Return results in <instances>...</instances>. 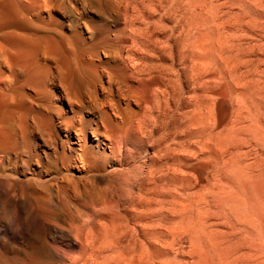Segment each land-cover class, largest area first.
Wrapping results in <instances>:
<instances>
[{"label": "rangeland", "instance_id": "1", "mask_svg": "<svg viewBox=\"0 0 264 264\" xmlns=\"http://www.w3.org/2000/svg\"><path fill=\"white\" fill-rule=\"evenodd\" d=\"M14 1L27 26L17 30L59 49L43 46L17 69L0 31V59L14 67L0 60V96L15 107L0 117V264L3 241L15 264L31 237L68 234L32 219L26 198L52 209L93 198L124 220L140 217L147 197L149 247L162 264H264V0L231 41L213 24L199 26L205 36L198 26L181 33L173 0ZM64 58L84 81L77 91L60 82Z\"/></svg>", "mask_w": 264, "mask_h": 264}, {"label": "bare ground", "instance_id": "2", "mask_svg": "<svg viewBox=\"0 0 264 264\" xmlns=\"http://www.w3.org/2000/svg\"><path fill=\"white\" fill-rule=\"evenodd\" d=\"M121 1V0H120ZM152 1V0H151ZM176 4L177 14L175 17H170L176 24L180 26L181 33L186 31H193L191 27L211 24L209 28L213 29V33L220 36V41H231L239 38V35L244 32L243 23L246 18H249L255 22L254 9L256 7L257 0H173ZM122 2V1H121ZM124 2V1H123ZM159 2V1H158ZM160 3V2H159ZM14 0H0V31L3 34L4 41L15 48V55L11 57V61L14 67L17 69H23L31 62H37L38 53L41 47H46L50 53L57 51L59 44H56L52 37L46 34L34 32L33 35H26L18 30L27 29V26L16 13V9L20 5ZM138 4V3H136ZM154 4V3H152ZM171 4V3H170ZM151 5V4H150ZM159 5V4H158ZM18 6V7H16ZM121 6V5H120ZM22 6H20L21 8ZM125 7V6H124ZM123 7V8H124ZM127 7V6H126ZM139 7V5H138ZM137 7V8H138ZM145 8V7H143ZM25 9V7H24ZM172 9V8H171ZM169 9V10H171ZM174 10V13L176 11ZM126 10V9H125ZM134 10V9H133ZM143 10V9H142ZM145 10V9H144ZM168 10V11H169ZM146 11V10H145ZM123 12V11H122ZM138 12V11H136ZM150 12V11H149ZM19 13V12H18ZM22 13V12H21ZM126 13V12H125ZM133 13V12H132ZM141 13V12H140ZM152 13V12H151ZM171 13V12H170ZM172 14V13H171ZM41 15V14H40ZM132 15V14H131ZM169 15V14H168ZM140 16V15H138ZM155 16V15H154ZM131 18H134L131 16ZM146 18V17H144ZM168 18V16H167ZM154 19V18H153ZM162 19V18H161ZM248 19V20H249ZM168 20V19H167ZM249 20V21H250ZM128 21V20H127ZM136 21V20H135ZM142 21V20H141ZM159 21V20H158ZM173 21V23H174ZM124 22V21H123ZM126 22V21H125ZM150 22V21H149ZM55 23V22H54ZM144 24V23H143ZM160 24V23H158ZM175 24V25H176ZM213 24V25H212ZM164 25V24H163ZM26 27V28H25ZM142 27V26H141ZM175 27V26H174ZM173 27V28H174ZM207 27V26H206ZM205 27V28H206ZM161 28V26H160ZM208 28V27H207ZM18 29V30H17ZM177 29V27L175 28ZM203 29V27H202ZM199 29L202 35L208 34L209 31ZM211 29V30H212ZM163 30V29H162ZM197 30V28H196ZM201 30V31H200ZM209 30V29H207ZM33 31V30H32ZM176 31V30H175ZM178 31V29H177ZM204 31V32H203ZM173 32V31H172ZM194 32V31H193ZM192 32V33H193ZM136 33V32H135ZM157 33V32H156ZM185 33V34H186ZM191 33V32H188ZM187 33V34H188ZM195 33V32H194ZM194 33L192 35H194ZM198 33V32H197ZM201 34L199 36H201ZM150 35V34H149ZM174 35V34H173ZM211 35V33H210ZM141 36V35H140ZM143 36V35H142ZM170 36V35H169ZM178 36H181L179 34ZM191 36V35H190ZM189 36V37H190ZM198 36V35H197ZM195 36V37H197ZM203 36V37H204ZM213 36V35H212ZM137 37V36H136ZM146 36H144L145 38ZM160 37V36H159ZM172 37V36H171ZM208 37V36H207ZM206 37V38H207ZM217 37V35H216ZM182 38V37H179ZM211 38V37H210ZM147 39V38H146ZM190 39V38H188ZM209 39V38H207ZM142 40V39H140ZM139 40V41H140ZM164 40V39H163ZM197 40V38H196ZM156 41V40H155ZM194 41V40H193ZM204 41V40H203ZM164 42V41H163ZM175 42V41H174ZM181 42V41H180ZM209 42V41H208ZM144 43V42H143ZM158 43V42H157ZM169 43V42H168ZM199 43V40L198 42ZM203 43V42H202ZM164 44V43H163ZM170 44V43H169ZM168 44V45H169ZM173 44V43H172ZM194 44V43H192ZM210 44V43H209ZM224 44V43H223ZM135 45V44H134ZM141 45V43H140ZM156 45V44H155ZM161 45V44H160ZM166 45V44H165ZM201 45V44H200ZM74 46V45H73ZM139 46V45H138ZM137 46V47H138ZM154 46V45H153ZM164 46V45H163ZM184 46V44H183ZM188 46V45H187ZM186 46V47H187ZM199 46V45H197ZM206 46V45H205ZM208 46V45H207ZM8 47V46H7ZM157 47V46H155ZM162 47V46H161ZM174 47V46H173ZM196 45L194 44V48ZM200 47V46H199ZM198 47V48H199ZM209 47V46H208ZM207 47V48H208ZM223 47V46H221ZM10 48V47H9ZM13 48V49H14ZM151 48V47H150ZM168 48V47H166ZM192 51L194 50L191 46ZM197 48V49H198ZM232 48V47H231ZM11 49V48H10ZM138 49V48H136ZM162 49V48H161ZM196 49V50H197ZM210 49V47H209ZM222 49V48H221ZM171 50V47H170ZM174 50V49H173ZM191 50V49H190ZM189 50V51H190ZM204 50V49H203ZM207 50V49H206ZM13 52V50H11ZM10 51V52H11ZM46 51V49L44 50ZM64 51V50H63ZM189 51L188 54L189 55ZM239 51V50H238ZM7 54V50L5 51ZM11 52V53H12ZM139 52V51H138ZM172 52V51H171ZM191 52V51H190ZM203 51H201L202 53ZM62 53V52H61ZM135 53V52H134ZM185 53V51L183 52ZM193 53V52H191ZM121 54V53H120ZM164 54V53H163ZM172 54V53H171ZM195 54V53H194ZM193 54V55H194ZM208 54V53H207ZM211 54V53H210ZM1 55V53H0ZM9 55V52L8 54ZM11 55V54H10ZM43 55V54H42ZM50 55V54H49ZM140 55V54H139ZM138 55V56H139ZM183 55V54H182ZM192 59L194 61V57ZM203 55V54H202ZM4 56V57H3ZM2 57L6 60L9 56L5 54ZM6 56V58H5ZM75 56V55H74ZM127 56V55H126ZM130 56V55H129ZM132 56V55H131ZM60 57V56H59ZM123 57V56H122ZM143 57V56H142ZM188 57V56H187ZM191 57V56H190ZM211 57V56H210ZM46 58V57H45ZM63 58V57H62ZM76 58V57H75ZM124 58V57H123ZM127 58V57H126ZM138 58V57H137ZM189 58V57H188ZM0 59V60H1ZM130 59V58H129ZM135 59V58H134ZM222 59V58H221ZM40 60V59H39ZM47 60V59H46ZM72 60V59H71ZM123 60V59H122ZM131 60V59H130ZM141 60V58H140ZM139 60V61H140ZM149 60V59H148ZM175 60V59H174ZM203 60V59H202ZM179 61V60H178ZM198 61V60H197ZM204 61V60H203ZM3 62V61H2ZM7 64H10L11 62ZM53 62V61H52ZM72 62V61H71ZM136 62V61H135ZM143 62V61H142ZM173 62V61H171ZM170 62V63H171ZM56 63V61H55ZM60 63V62H59ZM150 63V62H149ZM179 63V62H178ZM207 63V62H206ZM39 64V63H37ZM128 64V63H127ZM134 64V63H133ZM131 64V65H133ZM139 64V63H138ZM194 64V62H193ZM200 64V63H199ZM34 65V64H33ZM45 65V64H44ZM61 65L63 67V74L60 78V82L65 85L66 90L74 92L78 90L79 86H82V79L78 77L70 69V63L68 65L67 60L61 59ZM185 65V64H183ZM206 66V64H204ZM6 66V65H4ZM32 66V64H31ZM139 66V65H138ZM143 66V65H142ZM193 66V65H192ZM13 67V68H14ZM36 67V66H35ZM45 67V66H44ZM72 67V66H71ZM136 67V66H135ZM160 67V66H159ZM53 68V67H52ZM59 68V67H58ZM127 68V66H126ZM33 69V68H32ZM80 69V68H79ZM130 69H132L130 67ZM142 69V68H141ZM170 69V68H169ZM59 70V69H58ZM129 70V69H128ZM159 70V69H158ZM162 70V69H161ZM76 71V70H75ZM98 71V70H97ZM143 71V69H142ZM171 71V70H170ZM174 71V70H173ZM10 72V71H9ZM17 72V71H16ZM20 72V71H19ZM138 72V71H137ZM164 73V72H163ZM2 74V73H1ZM15 74V73H14ZM13 74V75H14ZM19 74V73H18ZM17 74V75H18ZM139 74V73H138ZM143 74V73H142ZM158 74V73H157ZM160 74V73H159ZM184 74V73H183ZM35 75V74H34ZM137 75V74H136ZM151 75V74H150ZM196 75V74H195ZM8 76V74H7ZM100 76V75H99ZM138 76V75H137ZM168 76V75H167ZM209 76V75H208ZM14 77V76H13ZM98 77V76H97ZM150 77V76H149ZM16 78V77H15ZM32 78V77H31ZM5 79V78H4ZM3 79V80H4ZM9 79V78H8ZM7 79V80H8ZM35 79V78H34ZM2 80V81H3ZM16 80V79H15ZM18 80V79H17ZM21 80V79H20ZM27 80V79H26ZM31 79H29L30 81ZM5 81V80H4ZM10 81V80H9ZM138 81V80H137ZM32 82V81H31ZM6 83V82H5ZM109 83V82H108ZM117 84V83H116ZM39 85V84H38ZM12 86V85H11ZM21 86V85H20ZM55 86V85H54ZM50 87V86H49ZM64 87V86H63ZM120 87V86H119ZM118 87V88H119ZM11 88V87H10ZM194 88V87H193ZM63 89V88H62ZM89 89V88H88ZM30 90V89H29ZM69 94L68 91H66ZM160 90V89H159ZM92 92V90H91ZM95 92V91H94ZM145 93V92H144ZM156 93V92H155ZM72 94V93H71ZM3 95V94H2ZM86 95V94H85ZM9 96V94L7 95ZM76 96V95H75ZM156 96V95H155ZM6 97V95H5ZM25 97V96H24ZM71 97V96H70ZM162 97V96H161ZM99 98V97H98ZM112 98V97H111ZM74 99V98H73ZM97 99V98H96ZM109 99V98H108ZM77 100V99H76ZM86 100V99H85ZM159 100V99H158ZM18 101V100H17ZM92 101V100H91ZM32 102V101H31ZM69 103V102H68ZM14 104V103H13ZM34 104V103H33ZM152 104V103H151ZM104 105V104H103ZM138 105V104H137ZM111 106V105H110ZM114 106V105H113ZM14 105H9L5 102L4 96H0V117L7 115L12 111ZM35 107V106H34ZM115 107V106H114ZM154 107V106H153ZM187 107V106H186ZM185 107V108H186ZM105 108V107H104ZM113 108V107H111ZM149 108V107H148ZM158 108V107H157ZM197 108V107H196ZM12 109V110H11ZM101 109V108H100ZM179 109V108H178ZM48 111V110H47ZM157 112V111H156ZM184 112V111H183ZM197 112V111H196ZM145 114V113H144ZM104 115V114H103ZM150 115V114H149ZM181 115V114H180ZM28 116V115H27ZM146 116V115H145ZM12 117V116H11ZM25 117V116H24ZM148 117V116H147ZM41 118V117H40ZM157 118V115H156ZM160 118V117H159ZM27 119V118H26ZM34 119V118H33ZM42 119V118H41ZM103 119V118H102ZM2 120V119H1ZM6 120V119H5ZM16 121V120H15ZM35 123V122H34ZM37 123V122H36ZM14 124V123H13ZM20 124V123H18ZM17 124V125H18ZM43 124V123H42ZM137 125V124H136ZM41 126V125H40ZM19 127V126H18ZM4 128V127H3ZM16 128V126H15ZM20 129V128H19ZM22 130V129H21ZM17 131V129H16ZM7 131H3L0 128V139L8 136ZM128 132V131H127ZM19 133V131L17 132ZM7 134V135H6ZM10 136V135H9ZM24 137V136H23ZM9 139V137H8ZM116 139V138H115ZM6 140V139H4ZM24 140V139H23ZM7 142V141H6ZM5 142V143H6ZM4 143V144H5ZM2 144V142H0ZM81 156V155H80ZM83 158V157H82ZM84 160V158H83ZM97 160V159H96ZM98 161V160H97ZM78 162V161H76ZM81 162V161H80ZM85 162V161H84ZM86 164V163H85ZM69 166V165H67ZM82 166V165H81ZM86 166V165H85ZM78 167L79 164H78ZM124 168V167H123ZM63 169V168H62ZM90 170V169H89ZM147 174V173H146ZM113 175V174H112ZM57 176V175H56ZM76 176V175H75ZM74 176V177H75ZM70 177V176H69ZM41 178V177H40ZM56 178V177H55ZM68 180V178H67ZM72 180V179H71ZM70 180V181H71ZM63 181V180H62ZM38 182V181H37ZM74 182V181H73ZM72 182V183H73ZM76 182V181H75ZM69 183V182H68ZM54 184V183H53ZM74 184V183H73ZM32 185V184H31ZM34 186V185H33ZM32 186V187H33ZM53 187V186H52ZM64 187V186H63ZM74 187V185H73ZM39 188V187H38ZM37 188V189H38ZM43 188V186H42ZM70 188V187H69ZM35 189V188H34ZM41 189V188H39ZM38 189V190H39ZM72 188H70L71 190ZM94 189V188H93ZM92 189V191H93ZM31 190V188H30ZM42 190V189H41ZM95 190V189H94ZM27 191V190H26ZM35 191V190H34ZM44 191V189H43ZM99 191V190H98ZM33 192V191H32ZM37 192V191H36ZM41 192V191H40ZM70 192V191H69ZM50 193V192H49ZM89 193V191H88ZM94 193V191H93ZM35 194V192H34ZM38 194V193H37ZM43 194V193H42ZM45 194V193H44ZM74 194V193H73ZM85 194V193H84ZM84 194L82 197H84ZM97 194V193H96ZM72 195V194H71ZM79 195V194H78ZM90 195V194H88ZM32 196V194H31ZM45 196V195H44ZM67 196V195H66ZM92 196V195H91ZM90 196V197H91ZM98 197V195H96ZM100 196V195H99ZM35 197V196H34ZM33 197V198H34ZM61 197V196H60ZM59 197V198H60ZM80 197V196H79ZM89 197V198H90ZM94 197V195H93ZM39 198V197H38ZM41 196V199L43 200ZM68 198V197H67ZM71 198V197H70ZM87 198V197H86ZM148 198V197H147ZM147 202L144 200L140 204L142 205V211L140 217L132 219L119 220L116 216L109 212L106 205L97 203L95 199L83 200L72 204L60 198L58 203L59 209H52L49 206H45L35 200L26 198L25 204L29 216L39 221L45 229L50 227H56L60 230H66L68 232L65 238L59 234H55L52 238H48L46 235L38 242L31 237L28 239L27 249L23 257L18 258L15 264H162L160 258L156 257L149 247V238L147 236L148 225L150 222V213ZM35 199V198H34ZM72 199V198H71ZM79 199V198H78ZM81 199V198H80ZM84 199V198H83ZM98 199V198H97ZM96 199V200H97ZM70 200V199H69ZM75 200V198H74ZM39 201V200H38ZM45 201V199L43 200ZM42 201V202H43ZM81 201V200H80ZM41 202V200H40ZM52 204V203H51ZM158 204V203H157ZM151 206V205H150ZM138 208V207H137ZM85 215L92 216L96 222V227H88L81 217ZM92 220V219H91ZM89 221V220H88ZM134 221V223L132 222ZM133 223V225L130 224ZM12 223V222H11ZM9 224L6 229L8 234L11 231L12 224ZM8 224V223H7ZM89 224V223H88ZM5 228V227H4ZM18 229V228H17ZM45 231V230H44ZM56 231V230H55ZM13 232V231H12ZM12 234V233H11ZM6 237V236H5ZM29 237V236H28ZM20 238V237H19ZM30 238V237H29ZM7 239V238H6ZM9 239V238H8ZM12 239V238H11ZM13 240V239H12ZM2 262L1 264H13L10 256V241H3ZM66 246L69 252L62 247ZM20 253V252H19ZM13 256V255H12ZM19 257V256H18ZM68 262V263H66Z\"/></svg>", "mask_w": 264, "mask_h": 264}]
</instances>
